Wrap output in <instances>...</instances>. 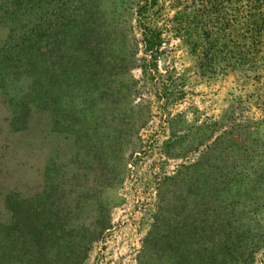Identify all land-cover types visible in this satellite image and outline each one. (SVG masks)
<instances>
[{"label": "rangeland", "instance_id": "obj_1", "mask_svg": "<svg viewBox=\"0 0 264 264\" xmlns=\"http://www.w3.org/2000/svg\"><path fill=\"white\" fill-rule=\"evenodd\" d=\"M142 4L0 0V229L9 198L53 204L107 223L83 264H137L189 215L186 249L264 264V64L202 76L191 44L224 0Z\"/></svg>", "mask_w": 264, "mask_h": 264}, {"label": "trees", "instance_id": "obj_2", "mask_svg": "<svg viewBox=\"0 0 264 264\" xmlns=\"http://www.w3.org/2000/svg\"><path fill=\"white\" fill-rule=\"evenodd\" d=\"M140 1L143 3L138 10L140 14L158 2ZM142 35L145 53L155 57L159 34L144 26ZM191 46L200 56L202 76L263 70L264 0H224V7L213 12L210 30ZM5 204L10 219L1 224L0 264H83L88 246L99 240L107 229V223L96 221L75 230L64 209L53 204L39 207L29 199L18 197L9 198ZM188 220L189 215L182 221L172 219L168 235L159 237L167 249H146V243L157 240H149L152 234H148L137 264H209L205 249L200 254L197 249L184 247L198 229L195 222ZM62 248L67 249L63 254Z\"/></svg>", "mask_w": 264, "mask_h": 264}]
</instances>
